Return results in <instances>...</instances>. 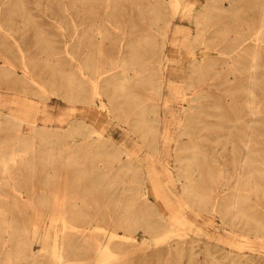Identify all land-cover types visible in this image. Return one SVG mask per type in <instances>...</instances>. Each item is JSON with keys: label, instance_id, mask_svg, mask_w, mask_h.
<instances>
[{"label": "rangeland", "instance_id": "1", "mask_svg": "<svg viewBox=\"0 0 264 264\" xmlns=\"http://www.w3.org/2000/svg\"><path fill=\"white\" fill-rule=\"evenodd\" d=\"M187 5L194 10L187 13ZM71 6L72 0H0V195L38 214L23 218L35 261L56 264L63 225L82 220L83 233L101 228L73 236L84 246L77 251L92 255L89 263L108 253L105 264H264V251L245 246L264 241V108L260 169L248 175L239 158L248 140L249 60L246 51L230 50L237 36L248 43L264 0H75L78 9ZM119 55L127 77L147 79L135 88L143 113L129 99L118 103L110 77ZM259 64L264 69V51ZM96 72L95 95L89 78ZM69 78L80 85L73 88ZM259 78L264 82V73ZM18 96L34 106L25 121L12 123L5 113L18 111L16 100L9 101ZM43 109L54 120L48 126ZM145 176L159 181L164 199ZM184 180L198 199L183 191ZM40 194L54 209L31 208L44 204L36 201ZM164 204L175 207L177 219ZM71 205L82 219L65 217ZM115 209L130 219L143 213L144 223L115 226L107 214ZM114 241L124 251L107 250ZM174 243L176 249L168 248Z\"/></svg>", "mask_w": 264, "mask_h": 264}, {"label": "bare ground", "instance_id": "2", "mask_svg": "<svg viewBox=\"0 0 264 264\" xmlns=\"http://www.w3.org/2000/svg\"><path fill=\"white\" fill-rule=\"evenodd\" d=\"M177 3H178V0H177ZM71 7L74 10L78 9L77 6H75V0H72V6ZM186 8L188 10L187 13L192 12V10H194L192 8V6H188L187 5ZM156 9H158V6H154L153 8H151V10H156ZM263 9H264V6H263ZM89 24H93V23L91 22ZM98 30H100V29H98ZM177 31L183 32L182 30H179V29H177ZM84 33H85V31H84ZM251 33L252 34L248 35V40L249 41H248L247 44L243 43L245 38H242V36L235 37L236 44H233V45L230 44V46H231L230 50L234 51L235 54H240V53L246 51L247 56H248V60H249L248 61V65L249 66H248V87H247L248 88V93H247V99H248V114H249L250 118H249V123H248V134H247L248 140H247V142H244V154L243 155L241 154V156L239 158V169H240V171L243 172V171L246 170L248 175L253 174V173H257L259 171V169H260L259 168V162H260L261 149H262V147L260 146V143L262 142L261 139L263 137L262 124L261 123L263 122L262 120H263V108H264V95L262 93L264 91V82H262V80L259 78V75L264 73V69L259 66L260 65L259 64V59L262 56V51H264V10H263V14H262V17H261V23H259L258 26H256L252 30ZM121 43H122V41H121ZM174 50L177 51V49H174ZM169 52H171V51H169ZM171 53H174V52H171ZM22 57H23V55H22ZM121 57L122 56L119 55V60H120L121 63L117 64L115 66V69L113 68V71H114V74H116V77H114V78L110 77L111 82H113L114 87L116 88V90L118 92L117 93V95L119 97L118 103L122 104V102L124 103L125 101H127L129 99L130 101H133V103H134L133 107L141 108L140 110L143 113L144 110H142L140 102L137 101L138 93H137V91H135V88H136V86L138 85L139 82L141 83L144 80L146 81L147 79H146L145 76H142V75H139V76L138 75H133L131 77H127L128 73L126 72V68L125 69L123 68L124 66L122 65V62L124 60L120 59ZM158 58H159V60L161 58L160 52H159ZM199 63H200V60H198L195 57V60L193 61V64H194L193 70L195 68V71H196L198 68H200V66H197ZM91 72H92V70H91ZM104 72H106V70H104ZM99 77H98V73H97V75L91 76L89 78L90 87L92 88V91H93V93L95 95L97 93L99 94L98 83H97L98 80H99ZM72 79L69 78V84H71V86L73 88L74 87L77 88L76 86H79L80 82H78L77 78H74L73 80ZM171 86H173V85H170V87ZM154 93H155L156 96L160 95V83L158 81H157V85L154 88ZM94 99H95V97L92 96L90 102H87L85 104L87 106H91L92 104H94ZM15 100H16V103L18 104V108H19L18 111L17 112H7V113L4 112L5 114L13 117L16 120V121L15 120L9 121V122H12V123H16L17 120L20 121V120H24L25 117H29V115L31 113L30 110H32V106H34V104L32 105L30 102L27 101L25 96H21V97L18 96V97L13 98L12 100H9V101L10 102H15ZM73 101H81V99L79 97H77V98L74 97ZM81 102L84 103V101H81ZM163 104H164V106H167L168 105V100L165 99ZM4 105H5V101L0 96V107L4 106ZM154 106H155V104H154ZM154 106H153L152 109H154ZM155 108H156L155 111L158 112L157 107H155ZM87 109H88V107H87ZM92 109L95 110L94 108H92ZM117 110L119 111V115L122 112H125L124 108H121V105H119L117 107ZM43 114H44L43 118H42L43 121H44L43 125H47L48 126V123H51L52 121H54L53 118L50 115L46 114L44 109H43ZM56 120H63V118L62 117H58V118H56ZM153 120L154 121H159L158 116H154ZM39 127H41V126H39ZM164 128H165V126H164ZM87 129L92 130L88 125H87ZM163 131H167V126H166V128ZM87 133H88V130H87ZM39 134H41L40 131H39ZM86 134H84V135H86ZM152 135H153V130L151 128V131L149 132V137L148 138L150 139L152 137ZM106 136L109 139L112 137L111 134H108ZM149 139L147 141H150ZM143 141L146 144H148V146H147L148 148L152 149L151 146H150L151 143H147L146 142V138H143ZM47 148H49V147H47ZM119 151L124 153V154H126V155H129V156L132 155L129 152V150H126V149H123V148H120ZM241 152H242V148H241ZM144 161H145V159H144ZM137 165L139 166V168H144L142 163H137ZM145 166H146V168H148V167L150 169L153 168L151 165H148V164L145 165ZM129 167H134V166L131 165ZM146 172H147V170H145V173ZM147 173H148V175H150V172H147ZM187 173H188V171H184V174H185L184 176L185 177L187 176L186 175ZM146 177L147 176L143 177L142 180L145 183H150V184L153 185L151 187V190H152L153 194L155 195V197H160L161 199H164L167 196V194L163 190L164 188L161 187V185H159V181L156 178H154V177H150V178H146ZM238 186H239V184L237 185V188H238ZM182 187H183V191H185L187 193V195H191V197L193 199H198V196L196 195L193 187L189 186V183H188L187 180L182 181ZM0 191H1V189H0ZM13 192H14V190H13ZM54 195H55V193H54ZM47 197L48 196L44 195V194L37 195L36 196L37 199L35 198L36 201H38V202L43 201L44 204H38V205H35V206L31 207V208L36 209L38 207V208L54 209L55 206L53 204L52 205H47V200H48ZM235 198H237V196ZM148 200L150 201V199H148ZM157 200H158V202L160 201L159 199H157ZM7 201L8 200H6L5 196L0 195V264H10L11 262H19V264H38V262L35 261V256H34L35 253L33 252V247L31 245L32 244L31 243L32 240H31V238L29 236V232H28V229H27V224H28L29 221L23 219L24 217L38 216V214L37 213L36 214L35 213H30V212L26 211L27 208H29L28 206L18 205V204H15V203H13L11 205H8ZM54 201H56V199H54ZM164 205L167 208V214L173 216L174 219H177L176 215H177L178 212L175 209V207L170 205L169 208H168V206L166 204H164ZM74 207L75 206H72V205L68 206V207L65 208V210H62V213H64L65 217H67L69 219L70 218L71 219H77L78 217H80L82 219L83 215L80 213V209H77V208H74ZM152 207H153V205H152ZM116 208H120V206L118 205V206H116ZM107 214H109V216L113 217V219H114V220H112L114 222L113 225L117 226L119 224V225H121V226H123V227H125L127 229H129L132 225H134L136 223H139V221H141V223H144V221H143L144 220L143 219L144 218L143 213H138L137 212L136 214H138V215H136L135 219H130V218H126L125 216H122V213L120 212V209H115V210H113V212L107 213ZM93 216L96 217V213L93 214ZM234 217H235V214H234ZM17 218H20V220H17ZM232 220H233V218H232ZM50 223H51V221H50ZM83 223H85V221L82 222V220H78V221H76V220H68L63 225V229L66 228L65 230H63L65 234L62 237H64V238L58 244V245H61V249L63 250V252H61V253L59 252V256L57 258L58 260L56 261V264H105V263L109 262V257H111V256L108 253L101 254L103 258H99L98 261H94V262H90L89 263L88 259L92 255L91 254L86 255V253H84V252L77 251L78 249H80V248H82L84 246L82 244H77L76 242H74V239H75L73 237L74 235L82 234L85 238H87V237L90 236V234L92 232L98 231L99 229H101V228H97L96 227L97 224L95 223L96 224L95 227L97 229L93 227V229H94L93 231H86L85 230L86 233H83L85 225L88 224L87 222L85 224H83ZM147 227H148V229H150L149 232H162V230H163V229L162 230H158L156 228H152L151 229V227L149 228V226H147ZM254 232H256V231H254ZM34 234H37V233H34ZM114 235L115 234L111 233V236H109V240H110V237L113 238L112 236H114ZM118 238L119 237H117V239ZM124 238H126V237H124ZM113 239H115V238H113ZM126 239H128V238H126ZM127 241H129V240H127ZM116 243H118V244H116ZM226 243L229 244L230 243V239H227ZM123 245L124 244H122V243L120 244L119 242L114 241L113 245L112 244H109V245L106 244V248H107V250H109L108 248H114L115 247L116 249H118V252H117V254H118L119 252L124 251ZM245 246L248 249H255V250L262 251V252L264 251V241H257V240H254V239H250V240H247ZM177 247H178L177 244L174 243L168 248L176 249ZM96 248H98V246ZM98 255H100V253L96 254V256H98ZM100 260H102V263H99Z\"/></svg>", "mask_w": 264, "mask_h": 264}, {"label": "crops", "instance_id": "3", "mask_svg": "<svg viewBox=\"0 0 264 264\" xmlns=\"http://www.w3.org/2000/svg\"><path fill=\"white\" fill-rule=\"evenodd\" d=\"M129 143V145H131V142H128Z\"/></svg>", "mask_w": 264, "mask_h": 264}]
</instances>
